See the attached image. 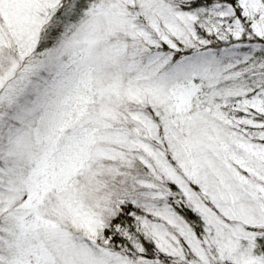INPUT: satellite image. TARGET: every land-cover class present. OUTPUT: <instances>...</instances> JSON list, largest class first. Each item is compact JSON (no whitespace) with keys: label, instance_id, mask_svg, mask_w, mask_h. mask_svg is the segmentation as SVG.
<instances>
[{"label":"snow or ice","instance_id":"snow-or-ice-1","mask_svg":"<svg viewBox=\"0 0 264 264\" xmlns=\"http://www.w3.org/2000/svg\"><path fill=\"white\" fill-rule=\"evenodd\" d=\"M0 264H264V0H0Z\"/></svg>","mask_w":264,"mask_h":264}]
</instances>
